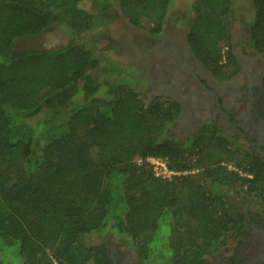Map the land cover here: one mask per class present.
<instances>
[{
  "label": "trees",
  "instance_id": "1",
  "mask_svg": "<svg viewBox=\"0 0 264 264\" xmlns=\"http://www.w3.org/2000/svg\"><path fill=\"white\" fill-rule=\"evenodd\" d=\"M172 2L0 0V264H113L103 245L87 243L106 234L144 264H208L242 228L237 199L264 213L256 155L215 126L177 139L169 127L180 105L144 99L133 64L86 39L117 11L158 34ZM233 7L192 0L186 13V42L220 78L238 70ZM249 7L247 46L264 51V0ZM57 26L68 30L62 46L17 49ZM148 158L176 173L155 176Z\"/></svg>",
  "mask_w": 264,
  "mask_h": 264
},
{
  "label": "flooded vegetation",
  "instance_id": "2",
  "mask_svg": "<svg viewBox=\"0 0 264 264\" xmlns=\"http://www.w3.org/2000/svg\"><path fill=\"white\" fill-rule=\"evenodd\" d=\"M185 20L179 18L175 29L170 30L168 21L158 34L141 30L143 43L139 45L124 38L127 55L141 59L124 63L135 67L140 87L144 85L148 91L147 99L164 96L180 105L169 127L177 139L191 138L205 125L215 126L264 163V51L247 46L245 28L234 41L231 33L230 50L236 57L238 70L230 77L220 78L191 51L185 38L188 26ZM235 204L244 214L242 228L206 260L208 264H264V213L253 212L254 207H248L240 199ZM96 245L106 248L113 264H141L132 257L127 244L126 251L121 252L111 235Z\"/></svg>",
  "mask_w": 264,
  "mask_h": 264
},
{
  "label": "rangeland",
  "instance_id": "3",
  "mask_svg": "<svg viewBox=\"0 0 264 264\" xmlns=\"http://www.w3.org/2000/svg\"><path fill=\"white\" fill-rule=\"evenodd\" d=\"M249 1L250 0H234L233 13L231 16V28L234 38L233 41L235 39H238L239 36L242 35L243 33L242 29L246 27V23L248 20L247 18L249 17V8H250ZM191 2L192 0H173L172 10H171L172 17L171 20H169L168 30L172 28L175 29L174 24L179 18L184 17V20L186 19V13L189 10V6L191 5ZM105 24L106 26H104V24H101L100 26L96 27L91 33H87L86 34L87 41L99 45V47H101V50L105 54H107L109 57L119 62H128L130 60H134V61L138 60L140 62L141 61L140 58H133L131 54L127 55L129 53L127 52V49L125 50V48L123 47L124 46L123 40L124 38L127 37L132 40L134 45H139V43L142 42V38L141 36H139V32L141 31V29L128 26L125 23V21L121 18V15L119 14L118 11L110 15L105 20ZM67 40H68L67 28L63 26H57L45 34L35 37H26L17 41V49L19 50H24L28 48L55 49L65 44ZM144 43L146 44L147 42ZM110 63L111 60L104 59L100 64L109 65ZM145 64L146 65L148 64L147 60ZM140 89H142L141 95L143 96L144 99L147 100L148 98L147 89L145 88L144 85L142 88L140 87L139 90ZM102 92L103 91L101 89V94H103ZM182 139H183L182 137H179V140ZM147 160L151 165L152 171L158 174L157 176L160 177L162 176V178H167V179H170V177H172L173 173L171 174V172L168 171L164 172L163 169L158 164L155 163V161L152 162L149 159ZM228 167H231V165H229ZM108 235L109 234L103 235L102 237H95L89 240L90 242L87 241V243L98 244L101 241L103 242L104 237ZM112 238L114 239L115 244L119 247V250L121 252L126 251L125 241L115 239L113 236ZM131 255L133 258L135 257L137 258L136 252L134 250L131 251ZM141 264L144 263L141 262Z\"/></svg>",
  "mask_w": 264,
  "mask_h": 264
},
{
  "label": "built area",
  "instance_id": "4",
  "mask_svg": "<svg viewBox=\"0 0 264 264\" xmlns=\"http://www.w3.org/2000/svg\"><path fill=\"white\" fill-rule=\"evenodd\" d=\"M150 161H152V162H154L155 161V163L156 164H158L162 169H163V171L164 172H171V174L173 173V174H175V172L174 171H171V170H168V168H167V166H166V162H165V160H162V159H159V158H148ZM154 173V172H153ZM154 175L155 176H157L158 174L157 173H154ZM162 177V176H161Z\"/></svg>",
  "mask_w": 264,
  "mask_h": 264
}]
</instances>
